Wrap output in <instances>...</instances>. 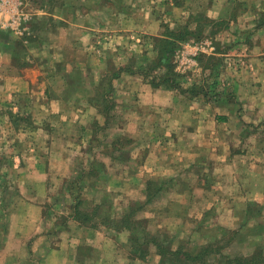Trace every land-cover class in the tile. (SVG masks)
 Segmentation results:
<instances>
[{
  "label": "crops",
  "instance_id": "obj_1",
  "mask_svg": "<svg viewBox=\"0 0 264 264\" xmlns=\"http://www.w3.org/2000/svg\"><path fill=\"white\" fill-rule=\"evenodd\" d=\"M22 9L23 27L0 26V264H158L131 228L103 226V199L81 210L73 189L93 179L141 193L156 183L144 203L162 205L157 229L217 228L228 249L251 248L204 263L264 264V0ZM78 117L89 119L71 134Z\"/></svg>",
  "mask_w": 264,
  "mask_h": 264
},
{
  "label": "rangeland",
  "instance_id": "obj_2",
  "mask_svg": "<svg viewBox=\"0 0 264 264\" xmlns=\"http://www.w3.org/2000/svg\"><path fill=\"white\" fill-rule=\"evenodd\" d=\"M23 3H25V0H22ZM38 6V2H41V0H28ZM49 1V4H52L53 0H44ZM48 4V3H47ZM28 7L25 9L27 10ZM28 11V10H27ZM24 26V25H23ZM187 71L189 72L190 76L193 74L198 75L199 71H195V68L190 66L188 67ZM159 69V70H158ZM157 71H160V68H157ZM155 74L156 71H153ZM193 72V74L191 73ZM198 72V73H197ZM157 74V72H156ZM195 75V76H196ZM73 118V117H72ZM89 119V117L85 118ZM84 118L78 117L76 124H72L69 127V131L71 134H77L79 135L81 132H78V129L82 125V121L85 122ZM80 122H79V121ZM81 124V125H80ZM88 138V137H87ZM85 138V141L87 140ZM77 154L73 157H76L80 160H84V158H87L85 156L86 149H81L80 151H76ZM118 167H115L114 169H111L112 172L116 171ZM120 169V168H119ZM148 169V168H147ZM150 169V168H149ZM122 170V169H120ZM104 177L106 175H103ZM101 176V178H104ZM108 177V176H107ZM154 184L156 183H146L144 184V189L142 191L144 195L140 192L139 189L131 188L129 192L127 190H124V186H119V183H101V182H95L94 179L91 182H88L85 185V188L81 189L79 187H75L73 196H77L80 199V195L83 194V204L81 203L80 206H82V209L84 212L89 214V212H93V210L96 209L95 205L102 199L104 200V206L105 211L107 210V213L109 216L105 218L106 223L103 224L104 227H111L114 228L115 226L123 227V228H131L132 235L136 237L137 240H145L146 245L141 246L140 251L143 252V254L150 255L152 251V256L158 255L160 261H158V264H167L166 258L170 264H216L212 258H210L209 263H204V258L209 255L211 250H219L224 256H229L228 254H231L233 256H240L242 254H246L249 251H251L250 247H242L239 246H231L228 249V245H225L226 241L230 237V232H226L223 230H219L217 228L213 229H207V230H199L197 232H193L192 228H194L193 224L189 227V229L186 230H179L176 227L168 228L167 225L161 226V229H157V224L154 222L156 215L151 214L150 210H155L156 208H159L162 206L161 204L156 205L155 203L153 205H147L145 208V203L147 201V194L150 196L156 194L151 193L154 191ZM102 186H105L106 192L102 193L101 189ZM82 190V191H80ZM99 191V192H98ZM98 192V193H97ZM129 193L131 195V199L128 198ZM76 194V195H75ZM123 194H126V196H123ZM71 197V196H70ZM175 195L173 196V198ZM141 198V200H140ZM160 200L159 195L155 198ZM76 200L72 201L70 198V206L76 202ZM155 201V200H154ZM140 209V210H139ZM139 210L138 214L135 215V212ZM178 214L181 213V208L177 206V204H173V208L170 207V213L172 214ZM128 218V222L130 223V227L127 226V224L124 221V217L128 214H131ZM151 215L152 218H146V215ZM155 216V217H153ZM93 217V216H92ZM95 223L98 225L100 224L101 220H95ZM125 224V225H124ZM136 224H145L146 227L140 228L136 234L133 231V228H137ZM160 224V223H159ZM169 226V225H168ZM146 228H148L146 230ZM196 228V226H195ZM140 238V239H139ZM155 238L159 244H161L164 248L171 249V251H179L178 254L174 255L172 257L171 254L167 255L165 258L159 254V252L156 249V246L154 243H150L149 241L153 240ZM207 244V245H205ZM189 255H187V254ZM264 253V251H263ZM211 255V254H210ZM151 256V255H150ZM232 256V257H233ZM173 258V260L171 259Z\"/></svg>",
  "mask_w": 264,
  "mask_h": 264
},
{
  "label": "built area",
  "instance_id": "obj_3",
  "mask_svg": "<svg viewBox=\"0 0 264 264\" xmlns=\"http://www.w3.org/2000/svg\"><path fill=\"white\" fill-rule=\"evenodd\" d=\"M22 6V0H0V26L4 28L18 25L23 27L24 23L29 20V16L22 11Z\"/></svg>",
  "mask_w": 264,
  "mask_h": 264
},
{
  "label": "trees",
  "instance_id": "obj_4",
  "mask_svg": "<svg viewBox=\"0 0 264 264\" xmlns=\"http://www.w3.org/2000/svg\"><path fill=\"white\" fill-rule=\"evenodd\" d=\"M161 52H162V54L159 55V57H158V62H159V63H160V61L165 62V59H166L165 55H168L167 51H161ZM131 215H132V213H131V214H128V215H126V216L124 217V221H125V223L127 224V226H129V227H130V223L128 222V218H129V216H131ZM124 225H125V224H124ZM133 238H136V237L133 236ZM151 242L155 244L157 251H158L159 254H161V256L164 257V258L166 257V255L171 254L172 257H173L174 255H176V254L179 253V251H177V250H175V251H171V249L164 248L161 244H159V243L157 242V240H156L155 238H153V240H151ZM138 249L140 250V248H138ZM136 252H139V251L137 250ZM186 254H187V253H186ZM259 254H260V253H259ZM187 255H189V254H187ZM259 256H260V255L257 254V255H254V257H252L251 259H248V260L251 261L250 263H249V262L242 261V260H240V259L234 260L233 263H234V264H257V263H260L259 261H261V259H259ZM172 260H173V258H172Z\"/></svg>",
  "mask_w": 264,
  "mask_h": 264
}]
</instances>
